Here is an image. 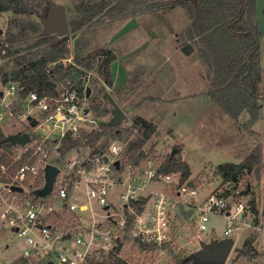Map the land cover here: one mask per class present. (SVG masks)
Wrapping results in <instances>:
<instances>
[{
  "label": "rangeland",
  "instance_id": "374dc122",
  "mask_svg": "<svg viewBox=\"0 0 264 264\" xmlns=\"http://www.w3.org/2000/svg\"><path fill=\"white\" fill-rule=\"evenodd\" d=\"M53 1L66 6L70 19L73 15L72 1ZM112 1L114 2V0ZM116 2L117 0L114 3ZM263 8L264 0H256L263 72L261 86L264 85ZM9 16V13L0 16V28L3 29L0 36L2 37L5 35ZM131 18L118 20L112 14L100 16L97 17L92 26L76 33L70 29L69 34L64 36L67 38L71 50V55L64 59L66 64H74L75 62L74 55L78 53L77 40L84 43V47L79 51L80 56H85L90 51L101 47L110 49L112 47V50L117 54L120 51L130 54L132 52V55L129 54L128 56H125L124 53L125 59L123 57L117 58L112 62L113 86H104L100 82H95L94 79L98 78L97 72L94 69L86 71L87 69L81 65V71H77L76 75L71 78L72 81H76L77 87L81 85L78 79L80 80L82 75L86 94L88 86L91 88L90 95H101L103 92H109L127 114L122 123L124 127L133 126L132 118L135 115H141L156 122L157 133L151 136L143 148L146 152L154 154L153 160L160 165V162L166 160L167 156L171 154L173 148L180 146L181 151H177L175 155L190 165V178L195 179L201 191L208 192L219 188L226 190L233 186V184L228 186L229 182L222 184L221 178L215 175L214 170L218 165L226 162L242 161L244 159L242 157L243 152H249V156L254 153L257 162L253 171L248 173L230 194L234 196L232 201L245 202L247 214L245 218L250 226L244 221L239 222L238 227L233 226L232 232L225 235L226 218L223 215L212 214L208 222V229L199 233L196 231V216H193L189 220H182V222L177 223L173 242L167 247L146 251L139 248L136 242L126 236L118 255L131 264H182L181 258L188 257L200 248L199 238L207 241L212 238H232L234 245L224 264H264V100L260 99L259 118L250 127L244 125L249 118L247 113L239 116L237 121H231L207 91L210 82L208 83L206 78L207 69L198 49L193 46L192 41L185 40L183 33L188 24L185 11L178 9L164 14L161 12L139 14L135 16L137 19H133L130 23L133 25L136 21L138 26L135 28L128 26L121 31L120 35L113 36L118 32L121 25ZM127 58L133 64V69L129 72H126L124 66ZM0 66L7 67V70L11 71L13 63L9 62L7 65L6 61H3L0 62ZM1 79L2 74L0 72V89L5 93L4 100L8 106L0 105V110L5 112L0 125L7 135L17 133L27 129V127L32 129L33 126L30 125L27 118L28 115H31L28 113V99L23 98L17 92L9 94L7 92L9 83L4 84ZM101 90L102 92H100ZM85 97L83 103L86 108H89L88 98L90 96L87 97L86 95ZM99 100L101 99L99 98ZM31 112L33 113L31 116L39 115L38 111L31 110ZM20 116H24L22 121ZM95 121L93 126L98 124L97 118ZM91 126L87 125L86 128ZM125 139V137L121 140L111 139L106 150V152H110L112 144L115 142L119 144L121 152L118 156H120L122 163L126 160L123 149L128 145V140ZM104 140L101 139L100 144ZM90 151V147H82L78 152L72 151L66 155V159L68 163L76 164V167L81 169L80 162L87 158ZM106 158L104 159L106 160ZM14 160L12 156V163ZM75 160L80 161L74 163ZM143 164L144 162L140 165ZM204 171H207L208 174L200 178L199 174ZM127 173L128 165L124 163L123 171L120 174L125 177ZM147 187L158 189L160 185L148 183ZM247 188L250 189V192L242 194ZM111 191L115 194L113 197L115 200L119 187L116 186ZM74 194L75 196L83 195V191L75 187ZM250 200H253L258 208L257 214L252 213L251 205L248 203ZM14 206L18 211L22 210L20 202L15 203ZM4 208L5 206L0 208V264H21V246L24 240L13 227L9 226L8 219L1 218V212ZM103 213L96 205L90 212L88 220H91L92 215L102 220ZM233 213H236L235 208ZM256 217L258 223L254 221ZM53 218L56 224L63 223L64 226L66 225V219L63 217ZM246 238H254L253 245L257 253L238 257V249L242 247ZM46 260L47 257L41 260L30 259L28 264H45ZM202 264L219 263L208 261Z\"/></svg>",
  "mask_w": 264,
  "mask_h": 264
},
{
  "label": "trees",
  "instance_id": "16d2710c",
  "mask_svg": "<svg viewBox=\"0 0 264 264\" xmlns=\"http://www.w3.org/2000/svg\"><path fill=\"white\" fill-rule=\"evenodd\" d=\"M50 1L0 0V16L5 13L10 15L5 35L0 36V62L6 61L7 65L9 62L13 63L11 71L7 70V67L0 66L1 82L9 83V86L17 85L18 93L23 98H27L31 91H35L39 96L56 95L57 87L64 85L67 78H73L77 71H81V65H83L86 71L94 69L97 72L98 78L94 79L95 82H100L104 86H113L114 76L111 64L118 55L110 48L101 47L90 51L85 56H80L79 51L84 47V43L77 40L79 54L74 55V64L64 62V59L71 55L67 38L44 34L43 25L39 19V16L45 13ZM71 1L73 15L69 19V24L73 33L92 26L100 16L112 14L118 20H125L150 12L166 13L178 9L184 10L188 24L183 35L185 40L193 42V46L198 49L205 62L206 78L208 83L210 82L207 90L209 95L231 121H237L243 113L249 115L244 124L246 127H250L258 120L260 99L264 100V85L261 86L263 72L256 0H197L196 2L193 0H118L116 3L112 0ZM54 39L56 41H53ZM83 79L82 75L80 80L78 79L81 84L78 90L81 95L86 96ZM103 94L90 95L88 98L89 110L98 119V124L90 128L82 127L77 134H66L56 148L57 157L53 158L51 163L63 165L66 155L75 150L79 151L82 147H90V154L81 165L82 168L91 169L93 162L90 158L106 154L110 140H121L123 137L128 140V145L123 149L126 165L139 166L142 162H155L154 154L146 152L143 147L151 136L157 133V123L141 115H135L132 118V127H124L122 124L113 126L110 123L113 105L110 100L103 98ZM7 136L0 125V162L9 165L10 173H13L20 165V161L14 160L12 163V155L15 148L21 145L8 141ZM101 139H105L102 144H100ZM176 148L178 152L181 151L180 146ZM50 152L54 153L51 150ZM175 154H169L166 160L160 162L159 171L179 174L180 183L193 179L190 178V165ZM120 162L122 163V160ZM256 162L257 159L253 153L240 162H226L215 168L214 173L221 178L222 184L228 182L233 184L225 190L224 195L232 193L238 183L253 171ZM121 163L119 166L115 165L118 171H123L124 163L123 165ZM207 174V171H204L199 175L201 178ZM65 176L71 179L69 188H72L74 181L80 178L78 168L75 167L74 171ZM0 179L7 182L10 176L3 175ZM192 181L196 182L195 179ZM43 185L42 175L31 177V181L25 183L27 191L23 194L35 197L34 191ZM249 192L250 189L247 188L242 194ZM146 201L147 198L141 197L134 203L135 209L142 210ZM248 203L251 205L252 213L257 214L259 211L254 201L250 200ZM254 221L259 222L257 217ZM253 243L254 238H246L242 247L238 249V257L256 254ZM123 245L124 241L119 242L115 252L111 251L95 264H131L118 255ZM137 245L143 250L151 251L150 249H163L170 243L159 246L139 241ZM193 253L184 259L181 258V263L199 264ZM20 262L21 264L29 263L23 257Z\"/></svg>",
  "mask_w": 264,
  "mask_h": 264
},
{
  "label": "built area",
  "instance_id": "2783aa9c",
  "mask_svg": "<svg viewBox=\"0 0 264 264\" xmlns=\"http://www.w3.org/2000/svg\"><path fill=\"white\" fill-rule=\"evenodd\" d=\"M76 84L69 77L64 85L57 87L56 95L39 96L35 91L29 93L28 113L32 115L31 110L38 111L39 115L35 117L39 121L32 129L27 127L22 131L30 130L32 140L15 148L12 156L15 161H20L16 171L10 173V166L0 162V176H10L7 182L0 179V208L5 206L1 218L8 219L9 226L23 238L21 257L27 260L47 257L45 264L49 261L54 264H95L116 250L119 242H125L126 236L136 243L172 244L177 223L193 216H196V231L199 233L208 229L212 214L226 218L225 235L232 232L233 226L238 227L239 222L247 223L245 202L232 201L234 196L224 195L223 188L204 192L192 179L180 183L177 173H162L159 164L153 161L142 166L129 165L127 175L122 177L121 170L115 168L121 152L116 142L110 146V152L90 158L93 162L91 169H78L80 178L74 181L72 194L69 188L71 179L65 175L74 171L76 164H70L66 159L67 162L59 166L55 188L49 195H24L23 192L27 191L25 183L31 181V177H44L45 166L57 157L56 148L62 138L68 133L77 134L82 127L96 123L92 112L83 103L86 97L80 94ZM8 88L9 94L18 93L17 85L12 84ZM4 94L0 89V105L6 107L8 104ZM4 114L0 110V123ZM23 119L24 116H20V120ZM77 161L80 160L74 163ZM190 181L193 185H190ZM148 183L160 187L150 189ZM12 185H20L24 191H13ZM116 186L119 191L114 200L115 194L111 189ZM75 187L81 189L83 195L75 196ZM141 197L147 198V201L142 210H137L134 203ZM17 202L22 204L21 211L14 206ZM96 205L104 212L103 219L92 215L88 220ZM182 207L193 209L189 218L182 215ZM53 217H63L66 225L56 224ZM69 234L70 237H67Z\"/></svg>",
  "mask_w": 264,
  "mask_h": 264
},
{
  "label": "water",
  "instance_id": "95a60500",
  "mask_svg": "<svg viewBox=\"0 0 264 264\" xmlns=\"http://www.w3.org/2000/svg\"><path fill=\"white\" fill-rule=\"evenodd\" d=\"M197 1V0H193ZM41 22L43 23V32L47 35H54L57 37H64L69 34L70 24H69V16L67 14V8L64 4L57 3L51 0L46 8L44 14L41 15ZM3 33V29L0 28V35ZM196 55V54H195ZM91 94V88L87 87V97ZM103 98H107L110 100L113 105L112 117L110 119V123L113 126L121 125L127 114L126 112L119 106L117 101L113 98V96L109 92H105L103 94ZM86 111H89L88 109ZM245 115V114H244ZM28 120L30 125L35 127L38 124V119L34 116H28ZM8 141L13 144L25 145L32 140V136L28 131L12 133L7 136ZM177 152V148H173L171 155H174ZM249 156V152H243L242 157L246 158ZM108 158H106V161ZM116 166L120 165V161H116ZM44 178L45 183L42 187L36 189L34 191V195L45 197L49 195L54 187L56 177L60 172L59 166L53 163H47L44 169ZM190 185H193V182H189ZM232 185V182H229L228 186ZM11 189L13 191L23 192L24 188L20 185H12ZM193 212V209H186L184 207L181 208V213L185 217L189 218ZM70 237V234L67 236ZM234 245V240L232 238H212L207 241L202 239L200 241V248L193 253L195 259L199 264L203 262H215L219 264H224L232 247ZM47 264H54L53 261L47 262Z\"/></svg>",
  "mask_w": 264,
  "mask_h": 264
},
{
  "label": "crops",
  "instance_id": "0c3cea01",
  "mask_svg": "<svg viewBox=\"0 0 264 264\" xmlns=\"http://www.w3.org/2000/svg\"><path fill=\"white\" fill-rule=\"evenodd\" d=\"M118 1V0H117ZM114 2H115V0H114ZM159 13V12H158ZM164 14V13H163ZM133 19H137V18H135V16L134 17H132L131 19H129L127 22H125V23H123V25H121V27H120V29L118 30V32L116 33V34H114L113 36H115V35H120L122 32L121 31H123V29L124 28H127L128 26H130L131 28H135V26H138V25H136V21H135V23L133 24V25H131L130 23H131V21L133 20ZM111 49H112V47H111ZM125 53V56H128L130 53H127V52H121L120 51V53L119 54H117L118 55V59L120 58H126V57H124L123 56V54ZM134 53V52H133ZM130 55H132V52H131V54ZM120 56V57H119ZM124 59H123V61H124ZM124 66H125V70H126V72H129V71H131V69H133V64H132V62L130 61L129 62V60H128V58H127V62L126 63H124ZM114 76V75H113ZM128 78H129V73H128ZM114 85V84H113ZM22 130H20L19 132H21ZM22 132H24V131H22ZM244 215L247 217V214H246V211H245V213H244ZM248 225V224H247ZM250 226V225H249Z\"/></svg>",
  "mask_w": 264,
  "mask_h": 264
}]
</instances>
